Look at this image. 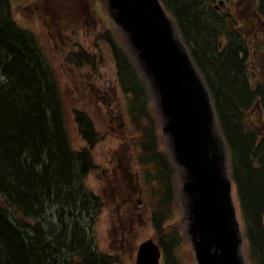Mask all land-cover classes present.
I'll use <instances>...</instances> for the list:
<instances>
[{
  "label": "trees",
  "instance_id": "obj_1",
  "mask_svg": "<svg viewBox=\"0 0 264 264\" xmlns=\"http://www.w3.org/2000/svg\"><path fill=\"white\" fill-rule=\"evenodd\" d=\"M160 1L212 96L236 185L244 253L253 264H264V139H257L245 114L254 93L244 76L245 57H239L244 43L231 29L230 15H219L210 7L215 0ZM259 5L258 12L264 14V0ZM8 10L7 0H0V264H111L115 256L93 247L74 211L88 212L100 204L81 184L95 164L88 149L76 150L70 144L57 80L36 41L16 26ZM221 36L227 39L222 48ZM108 38L118 83L129 95V120L141 138L138 161L144 168L143 183L155 201L153 239L165 264H184L179 257L184 214L176 226H169L174 200L180 209L183 205L174 182L175 168L157 147L164 137L148 105L146 84L127 50ZM74 118L91 145L94 129L89 116L74 110ZM52 204L60 206L56 218L64 224L55 236L43 226L45 206Z\"/></svg>",
  "mask_w": 264,
  "mask_h": 264
},
{
  "label": "rangeland",
  "instance_id": "obj_2",
  "mask_svg": "<svg viewBox=\"0 0 264 264\" xmlns=\"http://www.w3.org/2000/svg\"><path fill=\"white\" fill-rule=\"evenodd\" d=\"M7 3L11 20L36 41L35 45L57 80L70 144L76 150L88 149L95 164L81 184L97 196L100 204L88 212L74 210L78 214L77 225L84 228L99 252L115 256L111 264H135L138 245L148 238L153 239L151 211L155 201L143 183L144 168L138 161L141 138L129 120V95L123 93L117 80L112 41L105 39L109 36L125 48L122 34L112 27L101 0H7ZM256 3L257 0H225L221 9L214 10L219 15L230 14L231 29L240 33L247 46L252 86L259 85L264 91V71H259L257 64L264 54V24H261L264 14L257 13ZM240 23L241 30L237 28ZM219 42L222 48L227 39L221 36ZM148 105L154 114L150 96ZM252 107L246 115L260 134L264 126L259 121L258 110ZM74 110L86 113L92 122L94 140L91 145L78 130ZM158 132L161 134L159 125ZM157 147L168 156L164 138ZM178 180L175 168L176 187ZM138 198L144 203L140 208L135 207ZM50 206H45L47 223L43 226L55 236L61 234L64 224L56 218L60 206ZM172 211L169 226H176L181 212L179 201L174 200ZM182 240L181 261L195 264L187 238ZM246 258L253 264L247 254Z\"/></svg>",
  "mask_w": 264,
  "mask_h": 264
},
{
  "label": "water",
  "instance_id": "obj_3",
  "mask_svg": "<svg viewBox=\"0 0 264 264\" xmlns=\"http://www.w3.org/2000/svg\"><path fill=\"white\" fill-rule=\"evenodd\" d=\"M158 97L161 132L184 174L186 232L195 264H247L243 232L210 93L160 0H105ZM222 4V2H220ZM152 239L136 264H161Z\"/></svg>",
  "mask_w": 264,
  "mask_h": 264
},
{
  "label": "flooded vegetation",
  "instance_id": "obj_4",
  "mask_svg": "<svg viewBox=\"0 0 264 264\" xmlns=\"http://www.w3.org/2000/svg\"><path fill=\"white\" fill-rule=\"evenodd\" d=\"M261 0H257V3H256V7H260L259 5V2ZM264 22V21H263ZM261 24H264L261 22ZM241 23L240 24H237V28H239L241 30ZM239 37H240V41L241 43H244V47H242L241 51H239V57L242 58L243 56L245 57L244 61H243V65H244V76H245V79L248 83V86H249V89L252 93H254V97H256L255 99V106H254V110H258V114L260 116H263L264 115V91L259 87V85L257 87H253L252 86V83L250 81V78H249V71H248V67H247V55H248V50H247V46L244 42V39L241 37L240 33H239ZM258 64V69L259 71L260 70H263L264 71V54L262 56V59L260 62L257 63ZM262 122V125L264 126V120H261ZM263 135V134H262ZM137 206V205H136ZM135 206V207H136ZM111 256V255H109Z\"/></svg>",
  "mask_w": 264,
  "mask_h": 264
}]
</instances>
